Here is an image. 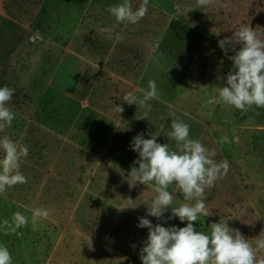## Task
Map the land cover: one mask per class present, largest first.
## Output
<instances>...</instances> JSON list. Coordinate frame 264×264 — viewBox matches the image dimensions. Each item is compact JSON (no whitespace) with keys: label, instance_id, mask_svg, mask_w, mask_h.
<instances>
[{"label":"rangeland","instance_id":"1","mask_svg":"<svg viewBox=\"0 0 264 264\" xmlns=\"http://www.w3.org/2000/svg\"><path fill=\"white\" fill-rule=\"evenodd\" d=\"M141 2L131 0L133 9ZM120 3L0 0V87L15 90L6 105L14 119L0 138L29 151L20 166L27 183L0 194V222L17 211L29 220L17 233L0 230L12 264H142L148 228L137 226L139 218L185 227L187 221L167 219L171 208L159 219L148 215L152 184H128L131 168L138 167L131 150L137 134L158 135V143L176 149L167 137L169 114L190 126L192 139L215 150L217 162L230 165L205 190L211 214H201L195 230L210 234L211 223L226 221L253 247L264 231V108L241 111L218 102L217 89L235 71L234 52L226 55L218 46L226 29L212 33L192 22L198 21L190 12L193 0H148L136 24L117 22L107 11ZM240 10L237 25L264 38V0H242ZM36 33L43 39L33 42ZM149 80L158 95L147 119H138L145 110L122 97L142 98ZM223 136L232 142L220 143ZM168 191L175 206L185 202L174 184ZM35 209L49 216L34 228Z\"/></svg>","mask_w":264,"mask_h":264},{"label":"clouds","instance_id":"2","mask_svg":"<svg viewBox=\"0 0 264 264\" xmlns=\"http://www.w3.org/2000/svg\"><path fill=\"white\" fill-rule=\"evenodd\" d=\"M214 0H197V8L204 11ZM107 11L117 22L138 23L148 12V0H142L133 9L131 0L109 6ZM219 34V33H217ZM43 39L36 33L32 38ZM239 45V50H237ZM218 46L234 55L229 59L233 69L226 77V86L217 89L218 102L246 111L252 106L264 108V38L248 25L235 30L231 37L218 41ZM148 91L138 98L131 92L123 95V101L136 104L145 111L138 119H147L151 111V101L157 97V86L154 80H149ZM15 90L0 87V131L11 126L14 114L6 106L11 101ZM216 103L214 99L207 101ZM115 111L121 113L123 108L116 106ZM167 133L169 139L176 141V149L171 150L168 144L157 142L158 135L145 139L143 134H137L131 142V150L138 153V159L131 168L128 184L133 188L139 182L153 185L155 195L148 206V215L161 218L166 210L171 208V216L178 217L181 222L187 221L182 228L152 225L146 218H139L138 227L148 228V237L140 249L142 264H264V257L258 258V253L264 251V231L256 238L255 247L244 238L238 229L230 228L226 221L210 224V234L196 231L193 222L198 217L210 215L205 204V190L214 186L215 182L227 175L230 165L227 160L217 162L215 150L208 149L200 140L190 137V126L175 117ZM164 119V117H161ZM238 141V138H236ZM220 143H231L227 136L220 138ZM0 194L17 184L27 183L26 177L20 172L21 162L29 154L26 145L17 144L7 136L0 138ZM182 192L185 202L179 206L173 204V196L168 191L169 186ZM49 211L35 209L32 215V225L35 228L38 218H47ZM28 218L17 211L11 219L0 222V230L4 234L17 233V230L27 226ZM133 247H135L133 245ZM0 264H12V256L8 248L0 245Z\"/></svg>","mask_w":264,"mask_h":264},{"label":"trees","instance_id":"3","mask_svg":"<svg viewBox=\"0 0 264 264\" xmlns=\"http://www.w3.org/2000/svg\"><path fill=\"white\" fill-rule=\"evenodd\" d=\"M241 1L242 0H214V2L207 6V8L203 11L197 8V0H193V3L190 6V12L193 17L198 19V21L194 20L195 18H192V22L200 26V28L204 27L211 30L212 33H217L218 31H224V29H226L223 34V37L225 38L227 37L226 32L228 30H232L234 33L235 30L240 28L237 24L241 22ZM252 10V14H254V9ZM256 12L257 10H255V14ZM249 13L251 14V11ZM199 19H202V22H200ZM232 35L233 34H230V37ZM257 35L259 36V32H257Z\"/></svg>","mask_w":264,"mask_h":264}]
</instances>
